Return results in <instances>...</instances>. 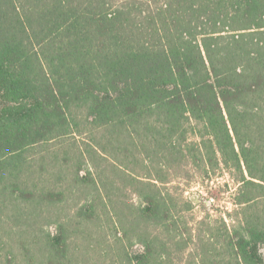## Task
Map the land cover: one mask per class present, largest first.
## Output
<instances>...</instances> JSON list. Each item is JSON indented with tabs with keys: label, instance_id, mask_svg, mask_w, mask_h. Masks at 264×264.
Returning <instances> with one entry per match:
<instances>
[{
	"label": "trees",
	"instance_id": "16d2710c",
	"mask_svg": "<svg viewBox=\"0 0 264 264\" xmlns=\"http://www.w3.org/2000/svg\"><path fill=\"white\" fill-rule=\"evenodd\" d=\"M41 149V172L73 163L80 184L88 154L134 181L137 160L163 182L227 169L237 208L203 264H264V0H0L1 213L62 199L28 184ZM143 197L137 219L173 229L163 194ZM138 244L129 263H152Z\"/></svg>",
	"mask_w": 264,
	"mask_h": 264
},
{
	"label": "rangeland",
	"instance_id": "374dc122",
	"mask_svg": "<svg viewBox=\"0 0 264 264\" xmlns=\"http://www.w3.org/2000/svg\"><path fill=\"white\" fill-rule=\"evenodd\" d=\"M75 136L77 145L83 148L91 143L86 134ZM68 138L66 144L73 140L71 135ZM36 152L29 186L38 194L51 190L64 193L58 202H35L36 210L29 205L22 214L11 207L0 212V264H130L128 253L143 248L139 240L154 246L150 264L208 263L211 247L217 240L223 242V220L230 222L228 213L234 214L237 208L234 198L239 184L225 168L215 170L208 178L196 168L187 167L179 178L163 182L159 167H144L137 160V172L132 174L142 181H134L118 165L111 167L88 154L87 168L95 184L79 180L80 184L75 181L73 163L65 167L51 164L41 172L37 162L46 151ZM58 174L62 183L57 181ZM155 189L172 208V218L166 220V224H174L171 230L137 219L143 194ZM87 203L94 204L89 213L84 209ZM61 226L67 239L66 249L53 252L48 237Z\"/></svg>",
	"mask_w": 264,
	"mask_h": 264
}]
</instances>
